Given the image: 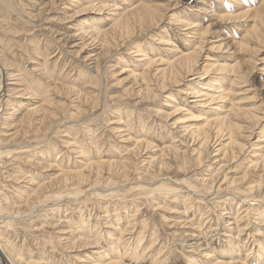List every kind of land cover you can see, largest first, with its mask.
Segmentation results:
<instances>
[{
    "label": "rangeland",
    "instance_id": "374dc122",
    "mask_svg": "<svg viewBox=\"0 0 264 264\" xmlns=\"http://www.w3.org/2000/svg\"><path fill=\"white\" fill-rule=\"evenodd\" d=\"M1 91L0 264H264V0H0Z\"/></svg>",
    "mask_w": 264,
    "mask_h": 264
},
{
    "label": "bare ground",
    "instance_id": "6f19581e",
    "mask_svg": "<svg viewBox=\"0 0 264 264\" xmlns=\"http://www.w3.org/2000/svg\"><path fill=\"white\" fill-rule=\"evenodd\" d=\"M144 6H145V4H143ZM144 6H142L143 8H144ZM147 7H149V6H145V9L147 8ZM137 8V7H136ZM140 8H141V5H140ZM138 10V9H137ZM151 10V9H150ZM149 10V11H150ZM148 11V10H147ZM151 13V16H152V18H154L153 17V15H152V12H150ZM133 14V13H132ZM136 16V15H135ZM138 16H139V14H138ZM148 16H150V15H148ZM150 16V17H151ZM144 17V16H143ZM129 18V17H128ZM132 18V17H131ZM147 18H149V17H147ZM137 19H138V17H137ZM141 19V18H140ZM143 19V18H142ZM252 19V18H251ZM129 20V19H128ZM127 20V21H128ZM139 20V19H138ZM153 21H154V19H152ZM120 21V20H119ZM135 21V20H134ZM126 22V21H125ZM128 23V22H127ZM131 24V23H130ZM123 25V24H122ZM199 25V24H198ZM120 26H121V24H120ZM127 26V25H126ZM128 28H130V27H128ZM127 28V29H128ZM126 28H125V30H124V32L127 30ZM130 30V29H129ZM128 31V30H127ZM126 31V32H127ZM129 33V32H128ZM127 33V34H128ZM170 33V32H169ZM125 34V33H124ZM92 35V34H91ZM126 35V34H125ZM133 35H134V33H133ZM131 36V35H130ZM195 40V39H194ZM206 44V43H205ZM220 50V49H219ZM138 56H139V54H137ZM141 55V54H140ZM144 57V56H143ZM196 58H197V55L195 56L194 54H190V55H185L184 57H182V58H180V60H179V63H177L178 64V66H186V70H187V68L188 67H190L194 62H196ZM199 59V58H198ZM146 60V59H145ZM140 61V60H139ZM160 62V61H159ZM156 62H155V60H150L147 64H148V66H150L151 64H155ZM161 63V62H160ZM246 63V62H245ZM155 65H157V64H155ZM160 65V64H159ZM195 65V64H194ZM193 65V66H194ZM165 66V65H164ZM175 66H176V64L174 63V64H171L170 65V68L171 69H174L175 68ZM182 66V67H183ZM192 66V67H193ZM243 66V65H242ZM181 67V68H182ZM221 69L220 70H224V69H226L227 67L226 66H219ZM238 67V66H237ZM180 68V67H179ZM2 69V68H1ZM183 70V69H182ZM161 72H164L165 71V69H163V70H160ZM188 71H189V68H188ZM223 72V71H222ZM150 74V73H149ZM189 75H190V73H189ZM140 77V76H139ZM136 78V77H135ZM142 78V77H141ZM172 79V78H171ZM187 79V78H186ZM217 81V80H216ZM212 83V82H211ZM213 83H215V82H213ZM219 84V83H218ZM165 85V84H164ZM221 86H222V84H220ZM175 86V85H174ZM220 86V87H221ZM205 87V86H204ZM210 87H212V85H210ZM223 87V86H222ZM4 89V88H3ZM209 89V88H208ZM211 89V88H210ZM215 89V88H214ZM206 90V89H205ZM221 90V88L219 89V91ZM196 91V90H195ZM207 91V90H206ZM222 91V90H221ZM220 91V92H221ZM225 91V90H224ZM198 93V92H197ZM209 93V92H208ZM224 93H226V92H224ZM2 94V91L0 92V95ZM185 94V93H184ZM205 94H207V93H205ZM218 95H219V93H218ZM221 95H222V93H221ZM220 95V96H221ZM4 96V95H3ZM198 96V95H197ZM208 96V95H207ZM214 96V95H213ZM225 96V95H224ZM211 97V96H210ZM209 97V98H210ZM216 97V96H215ZM214 97V98H215ZM219 97V96H218ZM202 98V97H201ZM211 98H213V97H211ZM213 98V99H214ZM220 98V101H221V97H219ZM223 99V98H222ZM224 100V99H223ZM199 101V100H198ZM214 100H212L211 101V103L213 102ZM206 102V101H205ZM213 104V103H212ZM264 106V105H263ZM220 111L224 114L223 116L222 115H220V117H218V118H215V117H213L214 119H212V120H205L204 119V125H201V126H197V127H192L191 128V130L188 132V133H191V134H194V136H197L198 137V144H200V148L201 149H203V151L202 152H200L199 150H198V160H200V159H202L201 158V156L203 155V152H206V150H207V148L208 149H210V142L213 140V139H215V138H217L216 140H214L215 141V143H216V141L219 139V138H221L222 140L218 143V148H216V150H215V147H214V150L215 151H217L218 153L220 152L221 154V156H222V158L221 157H219V161L220 162H214V164H216L215 166H214V169L216 168V166L218 167V168H216V169H218V171L219 172H221L222 170H223V166L225 167V165L226 164H224V160L227 158V157H232V158H235L236 157V154H237V151H235V149L234 148H237V149H239V151H242V150H245L244 149V144L243 143H240L239 141H238V138L236 139V137H235V135H233V134H235L234 132V130H240V126H239V128L237 127L238 126V124H237V121H234V118H232L231 117V115H232V113L233 112H238V110H235V111H231V112H229L228 113V111H226L225 110V107H224V109L223 110H221L220 109ZM246 112H248V111H246ZM178 113V112H177ZM218 113V112H217ZM216 113V114H217ZM245 113V112H244ZM219 115V114H218ZM217 115V116H218ZM246 115H248V113L246 114ZM250 115V114H249ZM241 117V116H240ZM255 117H256V115H255ZM170 118V117H169ZM238 118V117H237ZM249 118H251V117H249ZM249 118H248V121H249ZM240 119V118H239ZM253 119V118H252ZM247 120V119H246ZM183 121V120H182ZM199 123H201V122H199ZM253 123V122H252ZM196 124H198V123H196ZM196 124H193V125H196ZM244 126V125H243ZM246 126V125H245ZM189 127V126H188ZM187 128V127H186ZM237 128V129H236ZM252 128V127H251ZM244 129V128H243ZM242 131V130H241ZM240 131V132H241ZM185 132V131H184ZM242 133V132H241ZM227 136V138H225ZM190 137V136H189ZM137 140V139H136ZM191 140V139H190ZM189 140V141H190ZM192 140H194V141H196L194 138H192ZM219 141V140H218ZM260 142H262V144H260V148H258V150H256L255 152L257 153L256 154V156H254V158H256L257 159V161L256 162H254L253 163V160L251 161V165H249V167L248 168H259L260 169V164H262V171H264V138H262L261 140H259ZM187 142V141H186ZM192 142V141H191ZM242 142H244V141H242ZM143 143V141H136V145L137 144H142ZM181 143H183V142H181ZM194 144V143H193ZM192 144V145H193ZM150 145V144H149ZM258 145V144H257ZM139 146V145H138ZM144 146V145H143ZM151 146V145H150ZM217 146V145H216ZM136 147V146H135ZM134 147V148H135ZM142 147V146H141ZM212 147V146H211ZM167 148V147H166ZM174 148V147H173ZM172 148V149H173ZM175 149V148H174ZM200 149V150H201ZM137 150V149H136ZM176 150V149H175ZM163 151V150H162ZM161 151V152H162ZM165 153L167 154V151H169V153H171L170 151H171V149L170 148H167V149H165ZM173 152V151H172ZM164 151L162 152V155L161 156H164ZM168 153V154H169ZM165 154V155H166ZM137 155V154H136ZM170 155V154H169ZM173 155V154H172ZM175 155H177V154H175ZM217 155V154H216ZM178 156V155H177ZM164 158V157H163ZM178 158V157H177ZM154 159V158H153ZM153 159L151 160V161H153ZM166 159V158H165ZM180 159V158H179ZM89 160V159H88ZM218 161V160H217ZM163 162V161H162ZM182 162V161H181ZM201 163V162H200ZM90 164V163H89ZM91 165V164H90ZM101 165H102V163H101ZM198 165V164H197ZM47 166V165H46ZM94 166H96V165H94ZM92 167V168H95V167ZM259 166V167H258ZM160 167V166H159ZM163 167H166V166H163ZM213 167V166H212ZM124 168V167H123ZM99 169H101L100 167H99ZM120 169V168H119ZM211 169V168H210ZM209 170V169H208ZM226 170V169H225ZM93 171V170H92ZM169 171V170H168ZM211 172H213L212 170H210ZM251 171V170H250ZM126 172V171H125ZM217 173V172H216ZM72 174V173H71ZM79 174V173H78ZM213 175H214V172H213ZM85 177V176H84ZM218 177V176H217ZM259 177V176H258ZM61 178V177H60ZM144 178V177H143ZM210 178H212L211 176H210ZM209 178V179H210ZM224 178V180H225V177H223ZM213 179H214V177H213ZM217 179V178H216ZM235 179H237V178H235ZM243 179V178H242ZM245 179V178H244ZM244 179H243V181H244ZM204 181V180H203ZM206 181H208V180H206ZM210 181H211V179H210ZM214 181V180H213ZM217 181V180H216ZM232 181V180H231ZM238 181V180H237ZM230 182V181H229ZM234 183H235V181H233ZM203 183V182H202ZM208 183V182H207ZM215 183V182H214ZM82 185H83V183H82ZM209 185V184H208ZM256 185V184H255ZM96 186V185H95ZM254 187V186H253ZM122 188V187H121ZM252 188V187H251ZM256 188H257V186H256ZM43 189V188H42ZM114 189V188H113ZM124 190V189H123ZM252 191V190H251ZM156 192V191H155ZM102 194V193H101ZM122 194V193H121ZM192 194V193H191ZM92 195V194H91ZM233 196V195H232ZM226 204V203H225ZM263 210V209H262ZM26 211V210H25ZM249 212V211H248ZM245 214V213H244ZM11 218V217H10ZM205 218V217H204ZM2 220V219H1ZM261 226H262V224H261ZM259 230V229H258ZM260 231V230H259ZM257 233V232H256ZM1 241V240H0ZM228 241H229V239H228ZM231 241V240H230ZM6 243V242H5ZM5 245V244H4ZM261 245V244H260ZM125 246V245H124ZM77 247V246H76ZM118 247V246H117ZM121 246H120V244H119V248H120ZM261 247V246H260ZM122 248H123V246H122ZM232 248V247H231ZM263 248H264V245H263ZM104 250V249H103ZM118 250V249H117ZM124 250V249H123ZM262 250V249H261ZM119 251H120V249H119ZM226 251H227V249H226ZM259 251V250H258ZM113 252V251H112ZM259 253V252H258ZM226 254V253H225ZM231 254H232V252H231ZM260 254V253H259ZM105 256V255H104ZM107 256H109V255H107ZM260 256V255H259ZM263 256V255H262ZM111 257V256H110ZM232 258V257H231ZM264 258V257H263ZM262 258V259H263ZM0 259L1 260H3L5 263H8L9 262V260H7V256L5 255V252H4V250H3V247H1V242H0ZM94 260V259H93ZM108 260H110V259H108ZM107 259L105 260V261H107V263L106 264H118V262H110V261H108ZM218 264H226V263H218ZM227 264H236V263H227Z\"/></svg>",
    "mask_w": 264,
    "mask_h": 264
}]
</instances>
